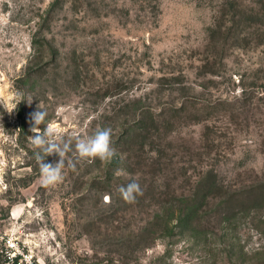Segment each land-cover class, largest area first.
I'll use <instances>...</instances> for the list:
<instances>
[{
    "label": "rangeland",
    "instance_id": "1",
    "mask_svg": "<svg viewBox=\"0 0 264 264\" xmlns=\"http://www.w3.org/2000/svg\"><path fill=\"white\" fill-rule=\"evenodd\" d=\"M24 103L71 145L54 185L17 142ZM100 128L110 172L75 151ZM15 254L264 264V0H0V264Z\"/></svg>",
    "mask_w": 264,
    "mask_h": 264
},
{
    "label": "clouds",
    "instance_id": "2",
    "mask_svg": "<svg viewBox=\"0 0 264 264\" xmlns=\"http://www.w3.org/2000/svg\"><path fill=\"white\" fill-rule=\"evenodd\" d=\"M47 113L38 106V110L31 114V131L34 133L30 137V143L35 147V160L39 165L42 181L45 185H54L62 180L63 168L65 165V155L71 150V145L62 143L59 135L51 126H45L41 131H36L44 123ZM75 151L81 158H99L102 161H110L115 156V149L112 147L111 129L100 128L92 135L77 138ZM56 153L60 159L55 163L45 162L46 157ZM119 191L127 201L135 199L141 189L135 179L127 185L120 186Z\"/></svg>",
    "mask_w": 264,
    "mask_h": 264
},
{
    "label": "trees",
    "instance_id": "3",
    "mask_svg": "<svg viewBox=\"0 0 264 264\" xmlns=\"http://www.w3.org/2000/svg\"><path fill=\"white\" fill-rule=\"evenodd\" d=\"M25 105H26L25 103L22 104V105H19L17 107V109H16L17 110V126L16 127L18 128V137L16 139H17L18 144L21 145V147H23L24 149H26L27 152H29V154L32 157V159L35 160L34 152H35L36 149L27 140L29 137L34 135V133L31 131V126H32L33 122H32V118H31V114H30V112L28 111V108H26ZM44 127H45V125H42V124L39 126V128L41 130ZM144 127H145V121L144 120H139V119L136 120V129L137 128L143 129ZM144 129H147V128H144ZM147 132H148V129H147ZM130 136H131V132H126L125 133V137H130ZM111 141L113 143V140H111ZM49 159H50V155H48L46 157V161L45 162L49 161ZM89 159H90L91 163L98 164L99 166L102 165L103 169L105 171H108V172H110L109 170L111 169V166L115 165L118 161H120L121 163L124 161L122 159H118L117 156H114L110 161L104 160V162L101 159H99L98 157L97 158H89ZM35 173H37V172H35ZM111 179H112V177L109 178L108 181H110ZM29 181L30 180L26 179V181H24L23 184H21V185L26 186V185H28ZM102 182L107 183V180L103 179ZM175 219H176L177 222L170 226V229L172 231H173L175 226L180 225V222L182 221V217L180 216V214L179 215L177 214L175 216ZM21 257H22L21 254H15L12 257L10 255H7V259L11 260V264H18L19 259Z\"/></svg>",
    "mask_w": 264,
    "mask_h": 264
}]
</instances>
